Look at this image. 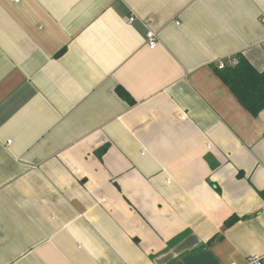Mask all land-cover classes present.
Instances as JSON below:
<instances>
[{
  "label": "crops",
  "instance_id": "obj_1",
  "mask_svg": "<svg viewBox=\"0 0 264 264\" xmlns=\"http://www.w3.org/2000/svg\"><path fill=\"white\" fill-rule=\"evenodd\" d=\"M263 11L0 0V264L263 255L264 110L252 115L213 69L240 55L264 71Z\"/></svg>",
  "mask_w": 264,
  "mask_h": 264
},
{
  "label": "trees",
  "instance_id": "obj_2",
  "mask_svg": "<svg viewBox=\"0 0 264 264\" xmlns=\"http://www.w3.org/2000/svg\"><path fill=\"white\" fill-rule=\"evenodd\" d=\"M238 59L236 64L230 65L225 63L224 67L219 68L217 63L214 65L215 74L223 81V83L236 96L238 101L252 115L264 110V71L254 68L250 62L243 56H235ZM118 94L128 102L132 103V99L122 89H117ZM264 196V189L260 191ZM238 220L233 215L225 221L228 226Z\"/></svg>",
  "mask_w": 264,
  "mask_h": 264
},
{
  "label": "built area",
  "instance_id": "obj_3",
  "mask_svg": "<svg viewBox=\"0 0 264 264\" xmlns=\"http://www.w3.org/2000/svg\"><path fill=\"white\" fill-rule=\"evenodd\" d=\"M14 3H18L20 0H10ZM129 21L133 20V16L128 17ZM260 20L264 22V11L261 13ZM146 42L149 48H153L157 43L156 34L152 31H148L145 34ZM238 62L236 57H229L226 60L218 61L217 65L219 68L224 67L225 63L233 65ZM230 264H236L234 262ZM244 264H264V254L263 255H252L246 258V262Z\"/></svg>",
  "mask_w": 264,
  "mask_h": 264
}]
</instances>
